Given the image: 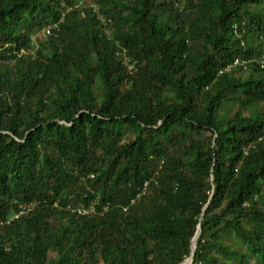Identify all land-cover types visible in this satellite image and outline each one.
Instances as JSON below:
<instances>
[{"label": "trees", "instance_id": "obj_1", "mask_svg": "<svg viewBox=\"0 0 264 264\" xmlns=\"http://www.w3.org/2000/svg\"><path fill=\"white\" fill-rule=\"evenodd\" d=\"M193 237L190 264H264V0H0V264Z\"/></svg>", "mask_w": 264, "mask_h": 264}, {"label": "built area", "instance_id": "obj_2", "mask_svg": "<svg viewBox=\"0 0 264 264\" xmlns=\"http://www.w3.org/2000/svg\"><path fill=\"white\" fill-rule=\"evenodd\" d=\"M48 30H46V33H47ZM122 56H123V61L125 62V64L127 65V70L128 71H131V65L128 64V59L127 57L125 56V53L124 51H122ZM145 186H146V183L143 184V189H142V192H140L139 194L136 195V198H138L140 195H142L144 193V189H145ZM67 210L71 213H74L76 215H79V216H82V215H87L89 213H91L93 211V208L90 206L88 208H84V207H81V206H77L76 208H70L69 206L66 207ZM25 211L23 209H21L20 211H18L14 216L13 218H17L19 215H21L22 213H24Z\"/></svg>", "mask_w": 264, "mask_h": 264}, {"label": "water", "instance_id": "obj_3", "mask_svg": "<svg viewBox=\"0 0 264 264\" xmlns=\"http://www.w3.org/2000/svg\"><path fill=\"white\" fill-rule=\"evenodd\" d=\"M197 234H198V236H199V233H200V231H199V226L197 227ZM195 236V235H194ZM194 238V237H193ZM193 240V239H192ZM195 248H196V246L194 247V249H192L191 247H190V255H189V257H188V259H189V263L188 264H190L191 263V261H192V257L194 256V251H195Z\"/></svg>", "mask_w": 264, "mask_h": 264}, {"label": "rangeland", "instance_id": "obj_4", "mask_svg": "<svg viewBox=\"0 0 264 264\" xmlns=\"http://www.w3.org/2000/svg\"><path fill=\"white\" fill-rule=\"evenodd\" d=\"M40 33H41V32H40ZM40 33H36V34H34L33 36L36 37V36L40 35ZM43 33H44V31H43ZM34 37H33V39H34V40H37V39H35ZM35 45H36V41L33 42L32 47H34ZM191 248H192V247H191Z\"/></svg>", "mask_w": 264, "mask_h": 264}, {"label": "bare ground", "instance_id": "obj_5", "mask_svg": "<svg viewBox=\"0 0 264 264\" xmlns=\"http://www.w3.org/2000/svg\"><path fill=\"white\" fill-rule=\"evenodd\" d=\"M195 239H196V238H194L193 241H194ZM193 241H192V242H193ZM191 247H192V245H191ZM194 247H195V241H194V246L192 247V249H194ZM187 260H188V262H187V261H186V262H187V264H188V263H189V259H187ZM182 263H183V262H182ZM182 263H181V264H182Z\"/></svg>", "mask_w": 264, "mask_h": 264}]
</instances>
